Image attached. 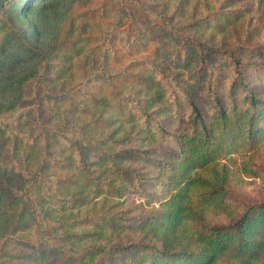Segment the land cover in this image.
I'll return each mask as SVG.
<instances>
[{
	"label": "rangeland",
	"instance_id": "374dc122",
	"mask_svg": "<svg viewBox=\"0 0 264 264\" xmlns=\"http://www.w3.org/2000/svg\"><path fill=\"white\" fill-rule=\"evenodd\" d=\"M8 2L0 10V153L13 157L25 153L19 134L34 133L28 121L36 116L37 105L44 124L53 123L73 138L69 120L91 119L98 126L87 133L92 136L99 130L114 128V137H124L118 144L120 148L170 149L171 140L162 139L153 126L147 131V124L144 122V126L133 111L134 115H128V104L119 114L112 92L114 87L121 94L145 97L142 103L149 97L151 104L146 106L155 109L153 114L163 127L179 132L187 129L188 122L182 121L189 112L184 92H178L177 102H173L167 83L162 82L159 72L151 71V64L160 67L168 79L172 74V85L179 80L186 93L207 109L212 130L209 135H199L202 142L197 148L206 154L204 159L193 156L189 149L188 153L180 152L178 158H166L149 150L146 153L152 161L129 153L124 156L122 163L141 172L144 190L130 189L97 163L95 154L87 153L88 169L102 171L99 178L111 179L112 188L95 193L94 186L82 178L84 182L80 180L79 187L88 207L81 214L118 211L119 215L148 218L130 223L116 218L112 226H101L100 216H93L94 220L89 216L85 224L68 229L61 224V218L76 214V209L67 213L46 201L32 216L23 213L19 242H7L5 248L11 256L1 264H48L49 259V264H61L64 257V264L84 263L96 257L86 251L99 238L154 243L173 255L177 251L195 252L201 246V228L229 223L247 202L264 199V0ZM183 37L227 51L244 45L238 56L255 65H246L244 72L249 83L255 84V95L260 98L257 107L245 109L238 94L237 106L231 107L229 100L225 103L226 120L209 110L208 102L200 96L203 84L194 71L205 62ZM220 53L222 57L205 53L203 58L208 63L207 70L209 65L213 67L209 78H214L218 90L224 92L225 81L232 74L231 55ZM104 66L113 73L111 83L104 77ZM144 67L153 73L155 82L150 81L152 74ZM139 69L144 70L140 71L141 78H137ZM92 93L100 95L98 101L88 100ZM251 111L258 112L259 117L249 134L239 127V122ZM190 137L189 143H197V138ZM81 138L76 141L83 151L87 150ZM65 149L54 140L44 152L50 150L61 156ZM40 153L36 149L26 151L23 159L29 164L24 163L36 166ZM47 169L57 175L74 171V178L79 174L72 167L63 170L55 163ZM3 179L0 170V184ZM13 205L19 204L14 201ZM68 231L79 234L69 238ZM27 253H31L30 257L25 256ZM178 261L182 259L174 262ZM240 263L235 257L221 255L211 264ZM249 264H264V256Z\"/></svg>",
	"mask_w": 264,
	"mask_h": 264
},
{
	"label": "trees",
	"instance_id": "16d2710c",
	"mask_svg": "<svg viewBox=\"0 0 264 264\" xmlns=\"http://www.w3.org/2000/svg\"><path fill=\"white\" fill-rule=\"evenodd\" d=\"M19 1L29 2L30 0H9L12 3ZM183 39L187 44L192 43L194 45L201 60L205 62L201 66L198 64V67L196 65L194 71L201 85L203 84L200 96L208 102L207 107L209 110L215 113L218 118L226 120L228 114L225 103L229 100L230 102H228L231 104V107L237 106L238 101L236 96L238 94L243 99L245 109H254L257 107L256 104L259 103L260 98L255 95V84L249 83L244 72L246 65H255L248 61H243L238 56L243 51L244 45H237L233 49H230L231 51H227L225 49H216L192 38L183 37ZM220 52H228L229 56L231 55L229 62L231 64L232 74L225 81L224 92L218 90L214 78H209L214 72L213 67L209 65L207 70L208 63L203 58V54L205 53L216 56L220 55L222 57ZM150 66L151 71L159 72V77L162 82L167 83L170 89L169 95L173 102H177L178 92H184L183 100L188 106L189 112L182 117V121L188 122V128L182 132L166 129L159 122V118L153 114L155 109H149L146 106L148 102L151 104V98H146L145 103H142L145 97L136 96L135 94L134 97L130 93L121 94L119 89L112 87V92L116 95L115 104L117 111L120 112L119 114L122 115L124 113L125 104H128V108L131 110L128 115H134L136 113L142 119L141 122L143 125L144 122L145 125L147 124L146 126L144 125L147 131H150V127L153 126L154 132L162 139H166L168 142L171 140L173 143V145L170 144L172 146L170 149L120 148L118 144L124 141V137H114V128L107 131L99 130L91 136L87 131L96 128L98 126L96 122L91 119L83 122L69 120L70 129L75 136L73 138L71 135L65 134L64 131L53 123L44 124L39 118L37 105L36 116L28 121L29 126L35 130L34 133L27 134L21 132L19 134V141L22 142V146L27 149L26 151L28 153L31 149H36L40 153V146H42L41 153L36 157L37 165L28 167L24 163L27 162L23 159L26 151L23 155H16V157L0 153V170H3L4 173L3 183L0 184V264L5 261L1 260L11 256V253L5 248L7 242L18 241V232L24 226V221L22 220L23 213L28 212V215L32 216L34 211H38L46 201L59 210H66L67 213L76 209V214L71 213L70 216L66 214L61 218V224L68 229L85 224L90 218L94 220L93 216L95 219L97 216L101 217V226H112L116 222V218L125 223L142 222L148 218L119 215L120 213L118 211H106V213L103 212V215H98L95 213L96 211L88 215L86 213L81 214V211L88 207L86 206V195L81 193L83 189L79 187L80 180L84 182L82 178L85 179L86 184L94 186L95 193L102 192L105 188L107 190L112 188L109 182L111 179L99 178L100 174L103 173L102 171L100 173L88 169L89 165L86 161L87 153L92 152L95 154L96 162L101 164L112 175L117 176L122 182H125L130 189L142 188L143 190L145 187L142 182L141 172L128 164L122 163V158L128 155V153L142 158L145 161H152V157L146 153L149 150H155L163 154L166 158H178L180 152L188 153V149L193 156H198L201 159L206 157V154L200 148H197V146L201 145L202 142L200 140L202 137L199 135H209L212 130V123L207 109L202 107L201 104H198L193 96L186 93L187 91H185L184 85L179 80H176L175 85H172V74H169L168 79L167 74L162 73L160 67H157L155 64H151ZM144 68L145 70L148 69V67ZM103 71L105 79L108 80V83H111L110 79L113 78V73L106 66H104ZM140 71L144 70L139 69L137 71V78L142 77ZM147 71L152 74L148 77L150 81L155 82L153 73L150 70ZM98 85L97 83V89L99 88ZM108 93L113 97L111 92ZM88 97L89 101H98L100 95L92 93ZM258 117V112L251 111L245 119L242 118L240 120L239 127L245 132L247 130L250 131L249 134H251L253 125ZM19 119L20 115L17 120ZM80 136L82 137L81 141L86 143L87 150L83 151L82 147H80L81 145L76 141ZM190 136L197 138V143H189L192 140ZM54 140L61 142L68 151L65 149V152L61 156L52 154L50 150L47 153L44 152L48 145L54 144ZM155 160L157 159L153 161L155 162ZM54 163L63 170L72 167L79 173L78 177H73L74 171L57 175L58 173L56 171L46 170V168H49ZM14 179L19 180L17 182ZM10 194L12 197L9 199L7 195ZM14 201H17L19 205H13ZM9 217H12V221H8ZM78 234L79 232L68 231L69 238L74 235L77 236ZM198 236L201 240L199 249L195 252L187 253L177 251L175 252L177 255L163 250L162 247L154 243L140 241L121 243L113 239L99 238L98 240H93L95 242H91L88 248L89 251H86V254L91 256L94 254L96 257L86 259L84 263L80 264H211L216 257L221 255H230V257L239 259L240 264H249L251 260L264 256V199L247 202L243 211L233 221L226 224L205 226L198 231ZM30 255L31 253H27L25 256L30 257ZM12 256L15 255L12 254ZM180 258L184 263L180 261L177 263L174 262ZM65 261V257L62 258L61 264H64ZM47 262L49 264L50 259Z\"/></svg>",
	"mask_w": 264,
	"mask_h": 264
},
{
	"label": "water",
	"instance_id": "95a60500",
	"mask_svg": "<svg viewBox=\"0 0 264 264\" xmlns=\"http://www.w3.org/2000/svg\"><path fill=\"white\" fill-rule=\"evenodd\" d=\"M9 0H0V10Z\"/></svg>",
	"mask_w": 264,
	"mask_h": 264
}]
</instances>
